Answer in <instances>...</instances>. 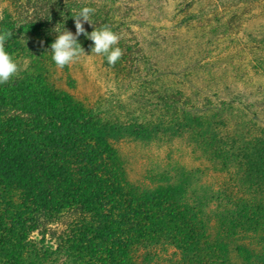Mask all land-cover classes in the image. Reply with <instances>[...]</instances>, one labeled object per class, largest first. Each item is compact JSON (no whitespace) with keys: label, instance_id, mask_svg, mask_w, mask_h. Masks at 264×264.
<instances>
[{"label":"trees","instance_id":"1","mask_svg":"<svg viewBox=\"0 0 264 264\" xmlns=\"http://www.w3.org/2000/svg\"><path fill=\"white\" fill-rule=\"evenodd\" d=\"M38 1L0 0L19 69L0 83V264H264V91L220 81L233 40L223 14L202 25L214 6L186 0L170 30L131 35L121 0ZM24 4L45 14L29 19ZM84 6L95 9L85 32L119 36L112 65L78 37L81 58H99L123 88L115 100L57 85L73 80V63L52 62V29L75 34L71 14ZM252 40L264 47V31ZM128 142L177 143L188 159L140 164L134 179Z\"/></svg>","mask_w":264,"mask_h":264},{"label":"rangeland","instance_id":"2","mask_svg":"<svg viewBox=\"0 0 264 264\" xmlns=\"http://www.w3.org/2000/svg\"><path fill=\"white\" fill-rule=\"evenodd\" d=\"M62 1L64 0L38 1L36 6L52 9L59 5L61 7ZM121 1L125 12H132V15H135V23L130 26L131 35L135 33L133 31L139 32L142 29L158 31L164 27L167 28L166 30H170L172 15H179L186 3V0ZM206 3L210 7H214L204 16L202 25L209 24L213 17L223 14L224 21L229 28L228 35L233 37L230 45L218 57L221 69V74L218 72L220 81L226 82L229 84V88H233L235 91L245 88L256 95L263 93V70L255 71L254 67L263 61L264 47L252 39L254 37L259 39L260 34L264 31V0H206ZM30 6L31 4H24L22 8L23 15L27 18L32 19L35 12L45 14V11L39 12V8L32 10L33 8ZM71 70L73 80L68 82L62 78L57 81V85L86 101L115 100L123 92L114 73L107 69L99 58H81L72 64ZM232 93L234 92L232 91ZM121 149L131 162L130 172L134 179H139L144 175L145 166L141 167L140 164L148 163L151 171H155L169 163V160L172 161L170 163H183L188 159L186 149L177 143L158 149L155 146L128 142L123 143Z\"/></svg>","mask_w":264,"mask_h":264},{"label":"clouds","instance_id":"3","mask_svg":"<svg viewBox=\"0 0 264 264\" xmlns=\"http://www.w3.org/2000/svg\"><path fill=\"white\" fill-rule=\"evenodd\" d=\"M95 9L84 6L73 10L71 18L75 24V34L65 29L63 23H58L52 29L56 33L55 39L49 44L51 60L58 68L77 62L82 56L96 54L103 56L109 65L114 64L121 57V49L117 47L119 36L107 25L85 32L82 24L93 25L92 16ZM83 34L85 39L92 41L90 54H85L78 37ZM11 31L0 27V83L8 82L18 72V61L6 50L10 41Z\"/></svg>","mask_w":264,"mask_h":264}]
</instances>
